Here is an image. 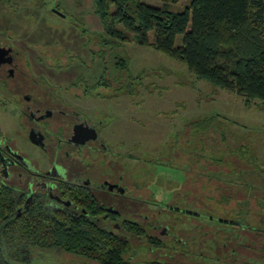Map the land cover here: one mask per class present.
<instances>
[{"label": "rangeland", "instance_id": "rangeland-1", "mask_svg": "<svg viewBox=\"0 0 264 264\" xmlns=\"http://www.w3.org/2000/svg\"><path fill=\"white\" fill-rule=\"evenodd\" d=\"M188 1L170 9H181ZM145 3L162 5L160 0ZM91 9L86 0H0V45L19 53L16 63L27 75L16 74L9 87L21 79L23 94L67 98L78 105L80 118L95 124L99 135L118 149L117 173L133 203L109 195L99 200L114 204L123 211L121 219L160 239L159 249L143 235L132 239L130 254L137 264H220L215 258L233 260L232 249L240 264H263L264 214L255 211H264V104L246 106L242 96L199 80L185 65L134 42L119 45L128 76L115 81L106 73V88L95 87L105 63L98 44L101 26ZM31 78L40 88L30 90ZM3 89L0 85V142L6 137L36 158L40 152L25 142L19 114ZM82 161L111 173L94 154ZM200 187L216 188L230 204L214 209L198 193ZM247 199L255 204L249 215L236 205L243 201L246 206ZM191 212L198 217L186 215ZM164 226L169 236L160 235ZM194 240L198 244L193 246ZM58 258L48 256L39 264H88Z\"/></svg>", "mask_w": 264, "mask_h": 264}, {"label": "trees", "instance_id": "trees-1", "mask_svg": "<svg viewBox=\"0 0 264 264\" xmlns=\"http://www.w3.org/2000/svg\"><path fill=\"white\" fill-rule=\"evenodd\" d=\"M160 1V7H153L144 0H92V14L101 26L98 44L105 63L95 87L106 88V73L115 81L127 75L128 61L119 45L134 42L185 65L197 79L242 96L246 106L255 101L264 104V0H189L175 11L170 5L179 0ZM68 191L63 190L62 199H68L77 214L68 208L56 209L47 197L26 199L0 183V264H39L48 256L88 264H137L130 254L131 241L142 235L150 247L159 249L160 239L145 234L137 223L102 209L84 191ZM201 192L210 205L215 204L214 209L220 204L221 210L230 202L216 188L201 187ZM242 202L236 201L238 212L249 215L254 203L247 199L243 206ZM255 212L264 214L259 209ZM186 215L198 217L192 212ZM197 244L194 240L193 246ZM231 252L232 261L228 255L214 261L240 264L236 250Z\"/></svg>", "mask_w": 264, "mask_h": 264}, {"label": "flooded vegetation", "instance_id": "flooded-vegetation-1", "mask_svg": "<svg viewBox=\"0 0 264 264\" xmlns=\"http://www.w3.org/2000/svg\"><path fill=\"white\" fill-rule=\"evenodd\" d=\"M0 48H10V53L5 57H10V63L0 65V85L7 92L14 112L19 114L18 121L23 129L25 142L40 152L38 157H31L4 137L0 142V183L13 187L26 199L47 197L56 209L76 208L68 199H62L63 190L84 191L96 199L102 209L118 216L123 214L122 210H116L114 204L108 205L106 201L99 200L100 196L109 195L133 203L131 199L134 198L125 195V179H120L117 173L118 158L114 154L118 156V149L99 135L95 124L81 119L78 105H72L67 98H42L34 92L23 94L24 90L19 87L21 79H16L11 89L9 85L16 74L20 73L22 79H27V75L16 63L19 53L8 44L0 45ZM31 80L30 90L40 88V83L33 78ZM81 123L95 130L96 139L77 145L72 139L73 128ZM30 132H34L36 138L42 135L43 143L38 146L31 144L28 138ZM89 154H94L95 161L107 164L111 173L105 175L95 169L93 164H83L82 160ZM66 202L68 204H64ZM154 230L158 228L154 227ZM160 233L162 236H169L168 227H162Z\"/></svg>", "mask_w": 264, "mask_h": 264}, {"label": "water", "instance_id": "water-1", "mask_svg": "<svg viewBox=\"0 0 264 264\" xmlns=\"http://www.w3.org/2000/svg\"><path fill=\"white\" fill-rule=\"evenodd\" d=\"M10 53V48H0V65L3 63H10V57L5 58ZM34 132L29 133V142L33 145H41L43 143V136L36 138ZM73 142L77 145H84L87 141L96 139V132L93 128H90L82 123L74 126L73 128ZM41 143V144H40ZM65 204H68L67 202Z\"/></svg>", "mask_w": 264, "mask_h": 264}, {"label": "crops", "instance_id": "crops-1", "mask_svg": "<svg viewBox=\"0 0 264 264\" xmlns=\"http://www.w3.org/2000/svg\"><path fill=\"white\" fill-rule=\"evenodd\" d=\"M146 1H148V0H144V3L146 2ZM155 1H157V0H155ZM87 3H90V5H91V7H92V9H91V11L93 10V5H92V0H86V4ZM178 3H180V0H179V2ZM146 4V3H145ZM148 5V4H147ZM151 6V5H150ZM153 7H160V6H156V5H152ZM221 185H223V184H221ZM200 190H201V187H200V189H198L197 191H198V193L200 192Z\"/></svg>", "mask_w": 264, "mask_h": 264}]
</instances>
